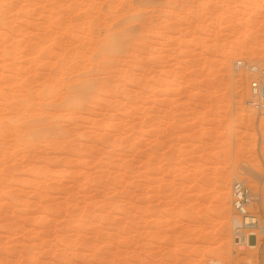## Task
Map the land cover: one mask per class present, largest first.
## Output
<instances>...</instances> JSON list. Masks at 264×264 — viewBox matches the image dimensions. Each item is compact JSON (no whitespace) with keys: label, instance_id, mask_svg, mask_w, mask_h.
I'll use <instances>...</instances> for the list:
<instances>
[{"label":"rangeland","instance_id":"374dc122","mask_svg":"<svg viewBox=\"0 0 264 264\" xmlns=\"http://www.w3.org/2000/svg\"><path fill=\"white\" fill-rule=\"evenodd\" d=\"M240 60L264 0H0V264H264L233 240L236 181L264 211Z\"/></svg>","mask_w":264,"mask_h":264},{"label":"built area","instance_id":"2783aa9c","mask_svg":"<svg viewBox=\"0 0 264 264\" xmlns=\"http://www.w3.org/2000/svg\"><path fill=\"white\" fill-rule=\"evenodd\" d=\"M238 70L250 75L247 105L260 116H264V62L250 63L240 60L236 63ZM261 202L259 194L252 193L246 181H236L232 186L233 207V240L235 253L250 248V241L255 239L254 247L258 246V238L264 237V211H252ZM252 249V248H250ZM240 264H252L243 261Z\"/></svg>","mask_w":264,"mask_h":264},{"label":"bare ground","instance_id":"6f19581e","mask_svg":"<svg viewBox=\"0 0 264 264\" xmlns=\"http://www.w3.org/2000/svg\"><path fill=\"white\" fill-rule=\"evenodd\" d=\"M110 44H111V43H110ZM108 46H109V45H108ZM109 47H110V46H109ZM109 47H108V48H109ZM111 47L113 48L112 45H111ZM74 90H75V89H74ZM72 92H74V91H72ZM72 92H71V93H72ZM75 92H76V91H75ZM77 93H79V92H77ZM75 94H76V93H75ZM80 94H81V93H80ZM80 94H79V95H80ZM76 95H77V94H76ZM74 96H75V95H74ZM71 97H72V96H71ZM76 97H77V96H76ZM76 97H72V98H76ZM72 98H70V99H72ZM41 127H42V126H41ZM35 129H36V128H35ZM46 129H47V128H46ZM37 130H38V129H37ZM15 131H16V130H15ZM42 131H43V130H42ZM14 134H15V133H14ZM16 137H17V136H16ZM234 219H235V218H234ZM233 226H234V224H233ZM251 247H252V246H251ZM255 248H256V247H255Z\"/></svg>","mask_w":264,"mask_h":264}]
</instances>
